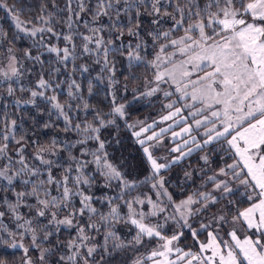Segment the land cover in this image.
<instances>
[{"label": "snow or ice", "instance_id": "6c2138e0", "mask_svg": "<svg viewBox=\"0 0 264 264\" xmlns=\"http://www.w3.org/2000/svg\"><path fill=\"white\" fill-rule=\"evenodd\" d=\"M141 7L152 16L153 25H161L164 18L172 22L167 30L156 27L148 31L154 50L150 60L147 58V45L140 42L135 47L129 45L127 50L113 48L114 40H105L100 35L103 26L86 24L92 34H81L80 54L95 55L99 63L102 53L101 71L112 74L108 76L109 93L105 97L106 100L111 97L107 111L93 107L82 96L81 85L75 80L69 83V99L63 103L56 94L48 95L49 90L55 92V89L51 80L45 79L43 75L37 80L34 89L21 88V91L30 92V98L24 100V104L35 105L37 98L44 100L50 105L49 115L63 118V130L74 133L76 139L64 143L57 139L50 143L32 141L34 149L31 159L38 163L30 164L26 153L28 141L23 135L19 139L14 134L10 136L16 121L11 120L10 125L5 121V132L0 135L3 141L0 143V161H4L0 163V191L14 193L15 202L6 196L3 204L16 221L19 231H12L7 225L0 224V244L22 249L25 254L22 264H36L28 255L29 247L23 243L26 235L31 236L30 247L39 250V264H100L105 256H114L122 250L138 251L140 247H147L146 242L153 240L156 241L155 247L146 255L141 253L132 259L131 264H264V0H204L203 4L200 0H98L93 21L102 16L111 17L113 12L117 19L122 14L126 15L129 21L128 35L139 37ZM0 10L7 13L17 30V35L11 41L13 44L17 39L32 38L33 46L38 43L65 66L77 58L76 34L72 30L73 16L79 19L80 13L85 11L83 0L78 12H74L71 7L68 9L71 14L65 21L69 29L67 33L56 31L54 17L52 14L45 15L47 8L43 3L37 17L38 23L31 28L27 25L33 24V20L21 19L22 8L18 10L15 4L9 5L7 0H0ZM133 10L134 16L130 14ZM109 27L110 30H118L119 35L115 39L123 36L124 26L117 21H112ZM44 33L51 34L57 40L63 39L64 46L45 41ZM6 38L7 33L0 29V41ZM142 47L145 49L143 54ZM112 51L125 56L129 67L144 64L153 69V78L145 80L147 90L141 95L152 96L163 91L165 98L177 96L176 100L165 105L169 112L161 118L162 121H168L178 116L180 121H184L181 132L172 133L173 138L182 134L189 137L182 144L169 149L170 153H178L177 156L158 158L155 155L154 150L163 143L161 134L168 131L167 128L144 136L154 124L144 126L140 121L128 123L127 105L118 101L113 90L117 81L113 79L115 65L108 59ZM23 56L28 61L44 63L40 54L32 55L31 49H25ZM24 71L27 69L16 55V50L9 47L7 63L0 67V77L4 81L15 78L18 83ZM80 71L87 72V66L81 65ZM54 72H59V68L54 69ZM161 85H168L175 91L162 89ZM14 91L9 84L8 94L13 95ZM135 92L134 98H139L135 97ZM88 93L92 95L91 81ZM72 100L78 101L77 112L91 110L93 118L74 123ZM16 103L19 105L21 101L17 100ZM178 104H182V107ZM182 108L188 109L192 123H188L187 117L181 115ZM121 121L139 145L143 161L123 155L117 160L109 152L113 142L104 136V131L110 128L118 130ZM44 127H51V124L46 123ZM201 134L204 136L202 142L197 139V135ZM10 140L17 145L15 159L9 155ZM90 142L92 147H89ZM216 143L222 145L221 151L231 157L232 163L225 161L213 175L207 176L200 189L177 202L168 191L164 173L193 151L208 149L209 145ZM115 144H120L119 138L115 139ZM225 144L226 148L223 146ZM185 148L187 151H184ZM75 149H78L79 155L75 154ZM60 152L67 154L66 164L61 163L63 157L57 160L50 158L58 156ZM201 160L205 165L210 163L207 154L201 156ZM142 163L147 165V175L143 179ZM54 167L62 169L60 177L53 175ZM45 173L46 178H41ZM97 176L100 181H97ZM191 177L192 173L185 172L186 179ZM209 183L212 191L203 190ZM233 183L242 185L246 194L248 189L252 190L248 194L249 200H253L254 195L259 199L232 216L233 230L228 233L231 240H222L219 236L220 229L228 223L225 212L228 205L213 213L209 222L201 221L199 228H194L192 221L211 210L213 205L222 200L233 203L230 199L234 192ZM94 184L113 189L115 194L94 198L88 194ZM144 185H150L155 192V199L140 191ZM18 187L21 190H17ZM53 188L56 195L52 194ZM76 197L80 198L79 208L73 204ZM97 202L106 205L107 212L94 207ZM21 207H27L33 215H22L19 212ZM122 209H126V212H122ZM61 213H65L63 218ZM6 214L0 211V218ZM85 215L89 221L86 225L80 223ZM39 218L47 220L43 228L38 226ZM170 222L173 231L168 235L165 228ZM121 223L130 225V231L134 230L130 240L122 239L115 231V225ZM237 224L255 229L260 234L259 238L239 239L235 231ZM52 225L56 226L57 231L59 226L75 229V239H70L65 245L67 253H60L56 246H42L38 232H43V240H49L53 235ZM102 229L103 245L91 243L95 239L92 233L98 234ZM185 229L199 246L198 252L180 247ZM203 232H207L206 242L199 239ZM100 248H103V253L100 261H97L94 254ZM57 256L50 261V257ZM0 264L4 262L0 261Z\"/></svg>", "mask_w": 264, "mask_h": 264}, {"label": "trees", "instance_id": "16d2710c", "mask_svg": "<svg viewBox=\"0 0 264 264\" xmlns=\"http://www.w3.org/2000/svg\"><path fill=\"white\" fill-rule=\"evenodd\" d=\"M9 5L15 4L17 6V9H23L21 19L22 20H33V24L27 25L29 28L36 26L38 23L37 17L40 15L41 11V4H45L47 11L45 15L52 14L54 17V24L55 29L58 32L61 33H67L69 31L68 27L65 24V21L67 20L68 16L71 14L69 12V7L74 12L79 11V4L81 3V0H71V3H69V0H7ZM166 2V0H165ZM204 0H200V3L203 4ZM83 3L85 5V11L83 13H80V18L76 19L75 16H73V32L75 35V44L77 46L76 48V55L77 58L75 61L70 60L67 62V65L60 64L57 62L56 57L54 54L47 53V50L44 48H41L38 43L34 45V41L32 38H23V39H17L15 43L13 44L11 41L14 36L17 35V30L14 28L11 19L8 17L7 13L3 10H0V29H2L5 33H7V38L3 41H0V54L6 53V48H4L6 45L9 47H12L16 50V54L20 59H24L25 62V68L27 71H24V74L19 79V82L17 83L16 80H11L9 82L4 83L0 86V91L2 92V98L0 99V135H3L5 132V121L8 122L10 125L11 120L16 121V127L14 129L13 133H9V135H15L17 139L20 138V136H25L26 140L28 141V144L26 146V149L29 153L34 149V146L32 145V141L39 140L40 143H50L53 139H57L60 143H64L66 141H74L76 139V136L72 132H65L64 129V121L63 118H57V115H49L50 111V105H48L44 100L37 98L36 104H24L23 101L30 98V92L29 91H21V88L24 89H34L35 84L37 80L40 78L41 75L44 76L45 79L51 80L53 87L55 89V92L52 90H49L48 95L56 94L60 100L61 103L68 100V85L72 80H75L78 84L81 85V94L82 96L93 106V107H100L104 111L108 110V103L110 102L111 97H108V100L105 99L107 94L109 93V81L108 76L112 75L109 72H102L101 67L103 65V54L101 53L99 57V63L96 62L97 57L95 55L89 56V55H81V46H82V35H91L92 33L89 31V28L85 25L87 23H97L100 26H103V35L107 33V37L109 39L114 40L113 48H123L124 50H127L128 46L131 45L132 47H135L137 42H140L142 45L144 44L143 39H138L136 36H132V38H129L128 41H122L121 40L124 36H129L127 31V26H129L128 16L121 15L119 19H117L115 13L113 12L111 17L108 16H102L101 22L98 23V21H93V14L95 11H97V5L98 0H83ZM55 5V6H54ZM123 5H121V8ZM149 8H150V2H149ZM142 15L139 17L140 20V28L139 36H145L143 37L145 40V44L147 45L146 51L148 53V59L150 58L149 51H153L152 47V39L150 36H148V31L156 28V27H169L171 25V20L164 18L161 21V25H153L151 23L152 16L148 14V12L144 11L143 7H141ZM132 16L135 15V11L133 10L130 13ZM59 21V22H56ZM112 21H117L121 26H124V34L123 37L119 40V42L115 39L117 35H119L118 30L111 29L110 25ZM166 23V25H165ZM94 27L93 25H91ZM100 33V35H102ZM22 35V34H21ZM40 34H38L39 36ZM102 35V36H103ZM113 35V36H111ZM105 37V36H103ZM43 39L51 44L58 45L59 47L64 46L63 39L57 40L55 37L51 36L49 33L43 34ZM90 47H94V45H91ZM25 49H31L32 55L35 56L37 54L41 55V60L44 61L43 64L39 62H32L28 61L24 58L23 53ZM39 49V52L37 51ZM145 49L142 47L141 52L144 53ZM151 51V52H152ZM108 59L111 63L115 65L114 69V75L113 79L117 81V83L113 86V90L116 92V96L118 98V101L120 102L122 97L125 96V86L127 88L134 89L138 92V89L141 86V80L142 77L145 76L143 72L145 71L143 67H146V65H136L133 64L131 67H129V62L127 58L123 55H121L119 52L112 51L109 53ZM27 62V63H26ZM85 65L88 68L87 72H81L80 66ZM59 68V72H54V69ZM143 74L142 77H139L138 74ZM97 77H102V79H98ZM127 77V79H126ZM89 81L92 82V95H89L88 88H89ZM11 84V86L15 89L13 95H9L7 92V88ZM56 85H59V87H56ZM138 97V95H136ZM20 100L21 104H17L16 101ZM128 99H126L127 101ZM141 99L135 98L133 101L127 105V113L128 117L130 119H144L146 118H155L158 115L161 114L163 111L162 107H160L158 104H153L149 107H141ZM78 101L72 100V108L73 111L71 113L73 122H83L85 119L91 120L93 118L94 113L90 110L88 112H84L83 110L76 111V105ZM128 104V103H127ZM46 123H50L51 127L45 128L44 125ZM124 123L120 122V128L118 130L114 128H110L108 132L104 131V136L106 134V138L113 139V136H118L123 142H124V148L122 149V154L125 156H128L127 153L132 154V156L137 158V161H142V159L138 156H140V148L136 145V143L131 139V134L129 130H126L124 128ZM0 143H3L2 140H0ZM10 147H9V155L13 156V159H15V150L17 148V145L15 144V141L10 140L9 141ZM93 144L90 142L89 147H92ZM222 145L220 143L212 144L208 146V153H210V163L207 165L208 167H212V170H217L219 167H222L224 165V162H230L232 159L230 156H228L225 152L221 151ZM210 149H215L214 151H211ZM116 150V148H115ZM115 150H112L111 147L109 148L110 153H112L114 159H119L121 156H116ZM202 150V151H205ZM117 151V150H116ZM201 150L195 151L191 156L187 157H195L199 158V154L202 152ZM75 154L79 155L78 149L74 150ZM63 159L61 160V163L66 164L67 161V154L62 152ZM125 153V154H124ZM198 161V160H196ZM4 161H0V163H3ZM183 163V162H182ZM31 164V163H30ZM179 166L183 167L182 164H179ZM53 175L56 177H60L62 173V169L58 167L53 168ZM141 179H143L144 175H147V165L145 163L141 164ZM46 173L44 177L46 178ZM18 184V182H17ZM17 190H21L19 187ZM147 191L149 188L146 189ZM144 193V190L140 189ZM52 194L56 195L55 188L52 189ZM88 194L93 195L94 198H100L104 196L105 192L101 191H94L93 189L88 190ZM115 194V193H113ZM113 194H107V195H113ZM138 194V193H135ZM7 196V198L11 202H15V196L14 193L9 191L7 193L0 191V211H4L7 214L0 218V224L7 225L8 228L12 231H19V229L16 228V221L13 219L10 213H8V210L6 206L3 204L4 198ZM174 197V195H173ZM175 198V197H174ZM230 199L233 201L232 204H229L228 200H222L221 209H224L225 205H228L227 209H225V212L227 216H233L236 215L238 210H243L245 207H247L251 201H249L246 197V195L241 191V189L234 190V192L231 194ZM30 203H34V201H29ZM73 204L76 208L80 207V198L76 197L73 200ZM94 207H97L98 209L107 212V206H102L99 202L95 203L93 205ZM146 208V207H145ZM213 209V208H212ZM71 210V209H69ZM214 210V209H213ZM19 212L22 215H25L26 217H31L33 214L29 212V209L27 207H21L19 209ZM35 224V221H34ZM123 224H118L116 227V230L120 228V233L118 235L122 239L130 240L131 236L134 234L133 231H130L129 235H122L123 232ZM41 228H43L44 223H40ZM130 228V226H129ZM53 230V229H52ZM166 231V230H165ZM167 232V231H166ZM185 235L187 236V239L190 236V233L186 230L184 231ZM168 234V232H167ZM5 238L6 234H3ZM43 236V235H42ZM73 233L68 230L60 229L57 232L53 231V235L49 238V240L42 241V246L52 248L53 246H56L59 248L60 253H64L63 249L67 242L70 239H73ZM103 237H102V245H103ZM147 247H140L138 251L134 250H122L119 253H116L114 256L107 257L105 256L104 261H100L101 255L103 253V248H101L98 251V255L96 260L100 261V264H130L131 260L135 258L136 256L140 255L141 253H144L148 250H150L152 247H154V242H146ZM31 255L34 258H37V253L32 250ZM59 255V253H58ZM22 252L18 249H11L6 244H0V261H3L4 264H22L23 260ZM58 258V256H57ZM50 261L54 260L55 257H50Z\"/></svg>", "mask_w": 264, "mask_h": 264}, {"label": "rangeland", "instance_id": "374dc122", "mask_svg": "<svg viewBox=\"0 0 264 264\" xmlns=\"http://www.w3.org/2000/svg\"><path fill=\"white\" fill-rule=\"evenodd\" d=\"M97 21H98V23H100L101 22V17ZM87 24L88 25H93L94 27H100V25L97 24V23H87ZM165 25H166V23H165ZM161 27L163 28V30H167L168 29V27H164V26H161ZM179 34H182V33H178V35ZM102 35H103V33H102ZM107 35H108L107 33H105L103 35V36H105L104 37L105 40L109 39V37H107ZM111 36H113V35H111ZM143 37H145V36H141L140 35L139 37H136V38L143 39L144 44H145V40H144ZM129 38H132V36H124L122 38V40H121V43L124 40L128 41V43H129ZM120 39H116V40L119 42ZM4 48H6V53L5 54H0V67H3V65H5L7 63V49L9 48V46L6 45ZM151 51L152 50L149 51V55H150L149 60L152 59V56L154 55V50L152 52ZM20 60L25 66V62L23 61L24 59L23 60L20 59ZM143 68L145 70L143 72V74H145V76L142 77V75H143L142 73L138 74V76L142 77L143 79L141 80V86L138 89V92L137 91L135 92V97H136V95H138V97H139L138 99L142 100L140 102L141 103V107H149V106H151L153 104H158L160 107H162L163 111L161 112L160 115H158L155 118H146L145 117L144 119H134L133 120V119H130L128 117V123H135L137 121H140V122H143L144 126H147L149 124H154V127L149 129L147 132H145L144 136L151 135L153 132H160L161 128H167L168 131H166V132L161 134V140L163 141V143L154 150L155 151V155L158 158L159 157H169V158H171V157L177 156L178 153H170L169 149H171L172 147H175L178 144H182L183 140L184 139H189V137L187 135L182 134L181 136L173 138L172 133L173 132H181V128L183 126H185L184 125V121H180V117H178V116L174 117L173 119L168 120V121H162L161 120L162 116L166 115L169 112V109H167L165 107V105L167 103H169L171 100H176L177 96L173 95L170 98H165L164 95H163V91H158L157 93H155L152 96H143V95H141L143 92H145L147 90L146 87H145V83H144L145 80L146 79L147 80H151L153 78V76H152L153 69H151V68H149L147 66L143 67ZM0 81H2V82H0V86L3 85L6 82H9V81H4L2 77H0ZM161 88L169 90V91H173V92L175 91L174 88H169L168 85H161ZM123 92H124L125 96L121 98L122 100L120 102L125 103L126 105H129L133 101V99L135 100V98H134V89L127 88V90L123 91ZM1 98H2V92L0 91V99ZM126 99H128V100L126 101ZM177 106H181L182 107V104H178ZM206 114L207 113H205V115ZM181 115L187 117L188 123H192V117L188 116V109L182 108ZM197 118H201V117H197ZM177 121H180V122L177 123ZM169 125H171V127H169ZM124 128L126 130H128L125 126H124ZM108 130L109 129L105 130L106 133L108 132ZM200 132L202 133L203 129H201ZM130 134H131V132H130ZM105 136H106V134H105ZM116 138H119V137L114 135L113 139L109 138V140L113 142L112 146H111V149L115 150V148H116V150H117V151L115 150L116 156H120V155H123L122 154V149L124 148V142L119 138L120 144L117 146L115 144V139ZM131 139H133L132 135H131ZM197 139L202 142L203 139H204V136L202 134L201 135H197ZM133 141H134V139H133ZM223 146L226 148V144L223 145ZM184 151H187V149L185 148ZM194 152L195 151H193V153ZM26 153L29 156V161H28L29 163H38V162L33 161L31 159V156L33 154V150L31 151V153H29L27 151V149H26ZM127 154H128V156H132V154H130V153H127ZM205 154H207L209 156V158H210V155H209L210 153H208V150L202 151L199 154V158L191 157V158L187 159V157H189V156H186L178 164L173 165L170 170H168L167 172L164 173L165 178H166V180L168 182L167 185H166L167 188H168V191L172 195H174V197H175L174 199L177 202H179L181 199H184L187 195L191 194L196 189H200L201 185L204 184V182L207 180V176L214 174L215 170H212L213 169L212 167H208L207 165L204 164V161L201 160V156H203ZM62 155H63V153L60 152L58 156H54V157H50V158L53 159V160H57V159H60L62 157ZM123 156H125V155H123ZM138 157H140L142 159V161H143L142 151L140 152V156H138ZM196 160H198V161H196ZM161 162H163V161L161 160ZM228 163H232V160L230 162H228ZM179 164H182L183 167L179 166ZM145 165H146V163H145ZM185 172L192 173L191 179H186L185 178ZM221 179H223V177H221ZM97 181H100V177H98V176H97ZM232 187H233L234 190L241 189V191L246 195L247 199H248V194H250L252 192L251 189H248L247 190V194H246L245 188L242 185H239L238 183H233ZM147 188H149L148 191L146 190ZM91 189H93L94 191L105 192L107 194L115 193V191L113 189L103 188V187H100L98 184H94ZM142 189L144 190L145 194L151 195L153 197V199H155V192L151 189L150 185H144V186H142ZM203 190L212 191V185L210 183L207 184L206 187ZM258 191L259 190L257 189V192ZM134 195H135V193H134ZM216 195L219 196V193H216ZM258 199L259 198L257 196H255V195L253 196V200H249L248 199L249 201H251V203L247 207H249L254 201L258 202ZM220 205H221V203L213 205L211 207V210L207 211L202 216H200L198 218H195L192 221L193 227L198 229L201 221H203L205 223L209 222V218L213 215V213H216L218 210L221 209V207H219ZM247 207H245V208H247ZM145 210H146V208H145ZM170 211H171V209H170ZM122 212H126V209H122ZM64 214L65 213H61V218H63ZM227 218H228V223L224 224L223 227L220 229L219 236L221 237L222 240L230 241L231 237L228 236V233L233 230V226H232V223H231L232 222V216H227ZM154 219H157V218H154ZM88 222L89 221H88L87 215H85L80 220V223H82L84 225H86ZM35 223H36V221H35ZM40 223H44V225H45L47 223V220L45 218H39V225L38 226L41 228ZM117 225L118 224L115 225V231L118 234V233H120V228L118 230H116ZM122 226H123V229H124L123 232H122V235H129L131 226L129 225L130 228H129V226H125L124 224ZM50 227L53 229V231L57 232L55 225H52ZM60 229L71 231L73 233V237H74L73 239H75V237H76L75 229H67L64 226H59V230ZM165 230L168 232V235H171V233L173 231V225L171 224V222L165 228ZM235 231L237 232L238 238L241 239V240H243L245 237L250 238V239H257V238H259V235H260L258 232L255 231V229H248L246 225L241 226L240 224L235 225ZM133 233H134V230H133ZM103 234H104V229H102L101 232L98 233V234L93 232L92 235L95 236V239L93 241H91V243H99V244L102 245ZM38 235L40 236L41 241H45V240H43V236H42L43 232H38ZM199 239L201 241H205L206 242L207 241V232H203L200 235ZM151 242H154V247H155L156 241L153 240ZM23 243L25 244L26 247H29L28 255L31 256L34 261H36V264H39V260H38L39 250L36 249V248L30 247L31 246V236L30 235H26ZM180 247L185 249V250H189L190 249V250L196 251V252L199 251V246L196 245L194 243V241L192 240L191 233H190V236H189L188 239H187V236L184 234V236L181 238ZM9 248H11V247H9ZM11 249L20 250L22 252L23 257H24L25 254H24L22 249H20V248H11ZM100 249H98V251ZM151 249L146 251V252H144L143 254L146 255L148 252L151 251ZM32 250H34L37 253V258H34L31 255V251ZM84 251H86V249H84ZM63 252L67 253V248L66 249L64 248ZM208 254L209 253H205V255H208ZM94 255H95V258H97L98 252L96 254H94ZM56 258L57 257H55V259ZM135 258H133V259H135ZM130 264H131V262H130Z\"/></svg>", "mask_w": 264, "mask_h": 264}]
</instances>
